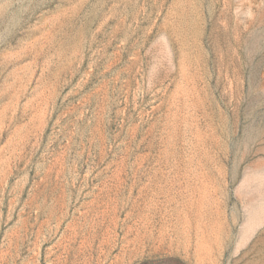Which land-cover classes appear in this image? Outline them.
<instances>
[{
	"label": "rangeland",
	"instance_id": "obj_1",
	"mask_svg": "<svg viewBox=\"0 0 264 264\" xmlns=\"http://www.w3.org/2000/svg\"><path fill=\"white\" fill-rule=\"evenodd\" d=\"M0 264H264V0H0Z\"/></svg>",
	"mask_w": 264,
	"mask_h": 264
}]
</instances>
